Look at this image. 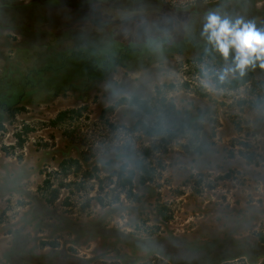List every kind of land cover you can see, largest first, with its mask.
Wrapping results in <instances>:
<instances>
[{
  "label": "rangeland",
  "instance_id": "1",
  "mask_svg": "<svg viewBox=\"0 0 264 264\" xmlns=\"http://www.w3.org/2000/svg\"><path fill=\"white\" fill-rule=\"evenodd\" d=\"M80 5L0 0V77L27 71L47 47L77 44L76 28L97 46L145 36L171 43L205 23L204 16L187 17L184 9L152 0ZM219 5L228 16L264 13V0ZM255 24L264 28V15ZM204 51L156 44L90 91L53 97L28 91L26 106L14 117L6 114L0 129V245L17 233L49 237L90 264H147L153 258L252 264L245 257L264 264L257 239L264 234V69L257 64L247 71L250 80L232 89L214 74L225 66L223 58ZM15 62L21 67L10 66ZM138 161L153 169V181H137ZM122 166L135 170L129 198L116 176ZM49 173L52 186L46 189ZM240 254L245 257L232 260Z\"/></svg>",
  "mask_w": 264,
  "mask_h": 264
},
{
  "label": "trees",
  "instance_id": "2",
  "mask_svg": "<svg viewBox=\"0 0 264 264\" xmlns=\"http://www.w3.org/2000/svg\"><path fill=\"white\" fill-rule=\"evenodd\" d=\"M224 11H227L224 8ZM32 18L35 16V12L32 11ZM229 13V12H228ZM229 17L235 19L233 14ZM245 21H254L256 18L253 14L249 17L246 15L240 16ZM44 18V17H43ZM258 28V27H257ZM202 28L198 27L193 32L185 33L179 39L174 42L168 43L167 40L159 36L155 37H143L133 42H120L117 40L108 44L93 46L89 39L84 40L81 44H75L72 47H65V49H55L50 46L47 47L46 53H40L30 69L25 72L19 71L17 76L3 75L0 77V129H3V119L5 115L8 117H14L22 108L27 104V96L30 94V90L45 91L50 97L64 94L68 91L72 92H87L93 89L100 82L104 81L110 73L118 66H127L130 59L138 57L139 54L150 51L156 44H163L170 47V50L177 52H184L188 48L200 49L207 48L208 51H204V55L208 57L216 56V58L222 59L218 53H214L211 46L207 44L206 40L199 36L201 35ZM64 37L71 35L65 31L62 33ZM75 42V40H74ZM48 50H54L48 53ZM21 67L19 62L11 63L10 66ZM250 80V75L245 74L242 78L237 77L227 81V85L230 88H237L240 85L245 84ZM136 102V101H135ZM64 114V113H62ZM23 144V139L20 140L19 145ZM71 163V162H70ZM72 163L77 166L78 161L72 160ZM137 169L140 172L138 182L145 185L148 182L153 181V169L142 161L137 162ZM62 169L65 167V163L60 165ZM71 167V166H69ZM68 167V168H69ZM65 171V170H64ZM51 173L46 175L43 182V187L49 189L52 185L50 183ZM117 178L121 181V186L126 189L127 197L134 196L133 184L135 181V170L127 169L126 166H122L116 173ZM61 185V184H60ZM64 185H61V187ZM59 189L51 190L52 202L59 194ZM258 242L264 245V234L259 233L257 235ZM245 255H237L232 260H239ZM252 264H258V258L249 260ZM91 259H84L83 264H90ZM142 260L121 261L120 264H144ZM147 264H169L168 261L153 258L151 262Z\"/></svg>",
  "mask_w": 264,
  "mask_h": 264
},
{
  "label": "clouds",
  "instance_id": "3",
  "mask_svg": "<svg viewBox=\"0 0 264 264\" xmlns=\"http://www.w3.org/2000/svg\"><path fill=\"white\" fill-rule=\"evenodd\" d=\"M201 36L225 61L223 68L214 70L219 83L227 82L229 76L242 78L257 64L264 69V28H257L254 21H245L242 17L232 19L228 15L210 11L206 15ZM204 71L207 76L210 70Z\"/></svg>",
  "mask_w": 264,
  "mask_h": 264
},
{
  "label": "flooded vegetation",
  "instance_id": "4",
  "mask_svg": "<svg viewBox=\"0 0 264 264\" xmlns=\"http://www.w3.org/2000/svg\"><path fill=\"white\" fill-rule=\"evenodd\" d=\"M74 7L80 9V0H72ZM155 4L164 3L172 8L184 9L187 14L184 16L193 17V15H200L206 18L207 13L210 11L219 12L224 14L223 5H219L223 0H192L180 6L175 1L178 0H152ZM182 1V0H179ZM32 5L30 2L28 5L23 6V9H28ZM201 5V6H200ZM198 6H200L198 8ZM204 7H207L206 9ZM204 8V9H202ZM79 15V14H78ZM264 15L263 12L254 11L253 16ZM230 16V13H229ZM67 32H71L66 30ZM79 29H73V36L76 39L77 44H81L85 39L78 36ZM9 242L6 245H0V264H83V260L86 257L79 256L77 253H68L64 249L59 247V244L55 240H51L49 237H40L30 239L28 236H19L17 233H11V237L5 239ZM31 241H36L37 245L29 247ZM41 241V243H39ZM3 242V241H1ZM79 241L74 240V244H78ZM40 244V247L39 245ZM30 248V249H28ZM45 250L42 254H38L39 249ZM57 261V262H56Z\"/></svg>",
  "mask_w": 264,
  "mask_h": 264
}]
</instances>
